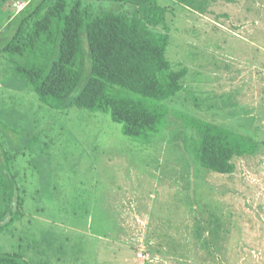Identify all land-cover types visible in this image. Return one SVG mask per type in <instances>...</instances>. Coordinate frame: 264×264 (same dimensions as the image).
Returning <instances> with one entry per match:
<instances>
[{
    "label": "rangeland",
    "instance_id": "rangeland-1",
    "mask_svg": "<svg viewBox=\"0 0 264 264\" xmlns=\"http://www.w3.org/2000/svg\"><path fill=\"white\" fill-rule=\"evenodd\" d=\"M5 1L0 25L31 0ZM202 2L203 14L160 0L168 59L189 74L148 138L125 136L108 114L44 107L0 57V122L14 128L5 136L30 194L25 218L0 234L1 254L29 264H264V0ZM191 120L247 137L256 154L236 158L232 175L203 168Z\"/></svg>",
    "mask_w": 264,
    "mask_h": 264
},
{
    "label": "trees",
    "instance_id": "trees-1",
    "mask_svg": "<svg viewBox=\"0 0 264 264\" xmlns=\"http://www.w3.org/2000/svg\"><path fill=\"white\" fill-rule=\"evenodd\" d=\"M168 1L206 11L202 0ZM103 2L120 11L97 10ZM6 3L0 0V16ZM167 14L160 0H31L0 25V36H8L0 57L10 62L13 82L28 85L44 107L108 114L123 125L125 136L148 138L161 131L163 106L183 91L189 74L168 59ZM187 125L194 131L197 161L214 173L232 175L236 158L257 152L250 139L220 125ZM10 127L0 122V234L25 218L30 196L15 168L20 154L9 150ZM0 264L29 263L20 254L0 253Z\"/></svg>",
    "mask_w": 264,
    "mask_h": 264
}]
</instances>
